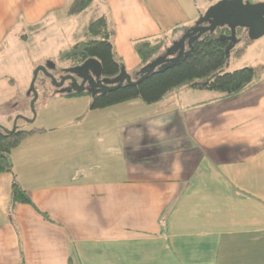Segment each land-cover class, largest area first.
Instances as JSON below:
<instances>
[{
    "label": "crops",
    "instance_id": "1",
    "mask_svg": "<svg viewBox=\"0 0 264 264\" xmlns=\"http://www.w3.org/2000/svg\"><path fill=\"white\" fill-rule=\"evenodd\" d=\"M78 1L0 0V102L53 61L64 38L70 47L85 38L94 19L76 22L90 7L134 74L136 40L170 44L184 32L173 29L220 0H90L74 11ZM256 72L233 95L183 85L154 104L90 109L85 91L47 95L33 123L18 127L37 131L0 173V264H264V70ZM15 184L32 204L12 205Z\"/></svg>",
    "mask_w": 264,
    "mask_h": 264
},
{
    "label": "trees",
    "instance_id": "2",
    "mask_svg": "<svg viewBox=\"0 0 264 264\" xmlns=\"http://www.w3.org/2000/svg\"><path fill=\"white\" fill-rule=\"evenodd\" d=\"M89 2L90 0H79L73 8L74 11L83 10ZM186 29L187 27H178L173 29V33ZM242 30L238 28L237 35ZM228 34H230V30L225 26L216 28L213 33L203 34L193 43L191 53L180 62L161 72L153 71L136 85L125 84L92 97L89 108L102 109L134 99H139L145 104H154L173 89L183 85L193 89L211 90L224 95L238 93L255 81L257 72L251 67L225 71L227 61L225 48L228 45V40L221 36ZM112 36L113 30L105 17L94 19L86 26L85 38L75 42L57 59L59 62L75 66L86 59L94 58L101 64L102 76L112 78L120 72L123 66L115 55ZM166 45H168L166 36L136 40L133 47L140 58L141 67L158 56ZM65 95L72 97L79 94L66 93ZM36 131V129L19 130L18 126L12 133H6L0 129V173L12 171L11 150L23 138ZM16 203L32 204L29 197L17 184L12 191V205Z\"/></svg>",
    "mask_w": 264,
    "mask_h": 264
},
{
    "label": "water",
    "instance_id": "3",
    "mask_svg": "<svg viewBox=\"0 0 264 264\" xmlns=\"http://www.w3.org/2000/svg\"><path fill=\"white\" fill-rule=\"evenodd\" d=\"M227 27L230 34L222 35V38L228 40V45L225 48L226 56L228 58L230 50L237 44V29L245 30L249 39L255 40L264 35V3L252 4L245 0H220L210 6L205 13L200 15L195 23L188 27L184 32L169 45L163 48V51L153 60L142 66L134 74L126 71L124 66L121 67L120 72L112 77L102 76V67L100 62L94 58L86 59L81 64L65 69L71 73L68 78L77 84V77L82 78V82L77 90V93L84 91V82L88 81L91 88L96 90L90 91L91 97L98 94H103L119 88L122 85H136L140 83L153 71L161 72L164 69L180 62L185 56L189 55L193 50V43L203 34L209 32L213 33L218 27ZM56 69L53 61H46L45 64L38 65L33 70L32 80L30 84V91L32 99L30 102L31 109L34 113L31 122L35 118L34 104L38 98L35 88V81L38 74L41 72L48 77L54 86H60L67 78L64 76L59 83L52 72ZM64 70V69H63ZM52 71V72H51ZM18 117L14 120L13 128L10 130L0 126V129L6 133H12L16 128Z\"/></svg>",
    "mask_w": 264,
    "mask_h": 264
},
{
    "label": "rangeland",
    "instance_id": "4",
    "mask_svg": "<svg viewBox=\"0 0 264 264\" xmlns=\"http://www.w3.org/2000/svg\"><path fill=\"white\" fill-rule=\"evenodd\" d=\"M245 1H248L252 4L264 3V0H245ZM200 3H202V2H200ZM200 3H199V5H200ZM90 8L91 9H89V10L86 9L84 12L81 13V16L79 17L80 19L76 23L83 22V21H85V23H86L87 21L95 19L96 16L94 13V8L93 7H90ZM208 8H206L204 10V13L207 11ZM197 19L198 18H196V20H194V23H195V21H197ZM191 25H193V24H189V27ZM187 28H188V26H187ZM66 38H64L62 41V43H63L62 47L63 48H62V51L60 52V54L70 48V46L68 45V42L65 40ZM234 48H235V50L239 49L240 53H237L236 56H235L234 52L231 53L230 60L226 64L225 71H233L235 69H240L243 67H251V68L258 70V71L264 70V35L258 39H255V40H251L248 37H245V38L239 40ZM58 56L55 55L52 57L53 62H55V65H56V70L53 71L52 74H54L56 78H57V75L59 74V70H61V68L65 70V69L70 67V64H68V63L59 62L57 59ZM6 69H7L6 67L0 68V71H4ZM32 75H33V73H32ZM31 80H32V76H31V79L29 81H25V82L18 81V82H16L14 84V89H13V91L15 93L13 100L12 101L8 100L7 102H5V101L0 102V120L3 123H5L6 127H8L5 129L10 130L11 128H13L14 120L17 117H18V119L16 122V127L17 126L18 127L19 126L20 127L21 126L27 127L33 123V122H31V119L34 116V113H33L31 106H30V102L32 99V93L30 91ZM43 82H45L47 84L49 81H47L45 79V76L40 72V74L37 76V79L35 81V88H36V92L38 94V98L34 104L35 115H36V110L40 106V102L45 101L48 98L47 95H49L53 91L49 87L47 92L45 93L42 86H41V84ZM210 94H214V93L210 92ZM28 123H31V124H28ZM3 176H5V174H3L2 177Z\"/></svg>",
    "mask_w": 264,
    "mask_h": 264
},
{
    "label": "flooded vegetation",
    "instance_id": "5",
    "mask_svg": "<svg viewBox=\"0 0 264 264\" xmlns=\"http://www.w3.org/2000/svg\"><path fill=\"white\" fill-rule=\"evenodd\" d=\"M72 67V66H70ZM69 67V68H70ZM68 69V68H67ZM55 71V70H54ZM52 72V71H51ZM71 73H69L68 71L66 70H63L61 68V70H59V74L57 75V81L60 83L61 82V79L64 77V76H69ZM45 79L47 81H49L47 84L45 82H43L41 84L44 92L46 93L48 88L50 87L53 91H52V94H55V93H77L75 90L76 88L78 89L79 86L81 84V82L83 81L82 78L80 77H77L76 80H77V84L78 85H75L74 82H72V80L70 78H66L62 84L60 86H54L53 83L50 81V79L48 77L45 76ZM84 91L87 92L86 90H90V91H94L96 90L94 87L91 88L90 84L88 81H85L84 82ZM83 91V92H84ZM88 93V92H87ZM90 94V93H89Z\"/></svg>",
    "mask_w": 264,
    "mask_h": 264
}]
</instances>
